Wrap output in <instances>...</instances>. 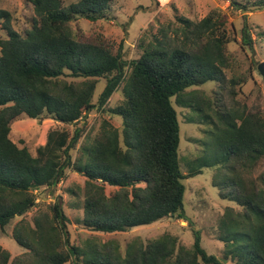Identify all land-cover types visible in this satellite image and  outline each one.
<instances>
[{
  "label": "trees",
  "instance_id": "1",
  "mask_svg": "<svg viewBox=\"0 0 264 264\" xmlns=\"http://www.w3.org/2000/svg\"><path fill=\"white\" fill-rule=\"evenodd\" d=\"M227 1L241 13L264 9V0ZM112 2L23 0L33 15L22 32L0 9V231L19 218L12 239L25 250L11 258L0 246V264H264V170L253 176L264 158V118L233 107L245 80L227 78L226 16L213 10L199 21L178 18L155 33L145 29L135 45L137 58L129 59L102 34L72 27L79 18L107 20ZM250 30L243 16L241 45L253 52ZM101 79L105 86L93 103ZM207 83L217 86L212 96L198 90ZM118 90L121 100L107 108ZM172 99L190 111L187 123L207 127L210 166L219 167L212 184L222 200L240 208L226 207L211 231L221 244L218 254L205 251L201 231L193 227L190 247L169 234L134 238L124 249L114 240L73 245L60 199L26 218L37 205L36 193L54 188L71 171L85 181L66 191L73 200L68 207L81 211L75 222L92 233H125L168 218L190 225L183 181L209 165L200 157L182 173ZM96 108L121 125L104 119L82 142L79 130L70 139L49 131L35 155L11 139L15 122L74 125Z\"/></svg>",
  "mask_w": 264,
  "mask_h": 264
},
{
  "label": "rangeland",
  "instance_id": "2",
  "mask_svg": "<svg viewBox=\"0 0 264 264\" xmlns=\"http://www.w3.org/2000/svg\"><path fill=\"white\" fill-rule=\"evenodd\" d=\"M77 1L62 0V3L67 6ZM0 9L8 11L12 15V27L18 32L24 30L27 19L29 20L33 15L31 7L25 5L23 0H0ZM213 10L226 16L227 53L231 55L230 67L226 70L227 78L234 77L245 80L242 86L243 93L241 92L236 97L238 104L233 107L239 110L244 109L246 114L258 113L264 118V82L257 69L260 63L264 64V9L241 13L234 10L227 0H113L107 13L109 17L107 20L90 22L79 18L72 23V27L81 30L84 35L102 34L114 44L116 50L121 45L129 59H134L139 54L135 47L136 42L145 29L155 33L159 25H166L178 18L199 21ZM243 16L251 28L250 37L254 40L253 52L241 45L240 29ZM4 36L5 33L0 26V38ZM104 86L105 81L101 79L93 94V103H96ZM198 90L207 96H212L213 91L217 90V86L215 83H207L198 87ZM120 100L121 94L118 90L109 99L106 107L113 108ZM172 102L178 115L180 129L178 157L182 173L187 175L188 164L200 157H205L204 160L209 165V167L201 169V174L183 181L185 185L184 214L190 225L181 219L168 218L152 225L131 229L125 233H92L81 228L75 222L77 218L82 217L81 211L68 207L73 200L66 191L72 186H82L85 181L83 176L71 171H67L65 177L54 188H46L36 193L37 205L27 214L26 218L29 220L37 210L45 209L47 205L60 199L64 212L70 219L68 231L70 243L73 245L81 246L86 240H90L92 243L114 240L124 249L125 245L134 238L151 241L163 234H169L176 237L179 244L190 247L194 240L191 231V227H193L201 231V245L205 251L211 255L218 254L221 244L212 239L211 231L226 207L237 206L234 202L222 200L218 190L212 184L219 167L210 166L211 158L209 156L213 143L204 133L205 130H208L207 127L203 124L187 123L186 118L190 111L175 105L174 99ZM104 119L116 127L121 125V120L118 117L109 118L108 114L105 115L96 108L89 113H84L74 125H62L49 119L40 120V122L29 119L15 122L12 127L11 139L35 155L36 149L45 144L49 131H54V136L60 132L67 133L68 139H70L74 131L79 130L81 132L80 142H82L85 138H89V140L93 138L98 131L99 124ZM75 157L74 152L73 158ZM263 170L264 158L254 168L253 176H257ZM112 191V188H106L107 194ZM237 209L240 210L239 207ZM18 221L19 218H15L4 232L0 231V246L10 253L11 258L25 252L12 239V229Z\"/></svg>",
  "mask_w": 264,
  "mask_h": 264
},
{
  "label": "water",
  "instance_id": "3",
  "mask_svg": "<svg viewBox=\"0 0 264 264\" xmlns=\"http://www.w3.org/2000/svg\"><path fill=\"white\" fill-rule=\"evenodd\" d=\"M259 73L261 74L262 78H263V82H264V64L260 63L257 67Z\"/></svg>",
  "mask_w": 264,
  "mask_h": 264
}]
</instances>
